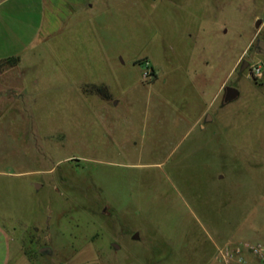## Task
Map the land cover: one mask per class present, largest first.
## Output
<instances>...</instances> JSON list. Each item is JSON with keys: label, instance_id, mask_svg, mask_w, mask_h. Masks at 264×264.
<instances>
[{"label": "rangeland", "instance_id": "obj_1", "mask_svg": "<svg viewBox=\"0 0 264 264\" xmlns=\"http://www.w3.org/2000/svg\"><path fill=\"white\" fill-rule=\"evenodd\" d=\"M259 40L264 0H93L14 69L0 63V172L19 174L0 177V222L14 255L220 264L225 242L264 241ZM227 86L240 90L231 103Z\"/></svg>", "mask_w": 264, "mask_h": 264}, {"label": "crops", "instance_id": "obj_2", "mask_svg": "<svg viewBox=\"0 0 264 264\" xmlns=\"http://www.w3.org/2000/svg\"><path fill=\"white\" fill-rule=\"evenodd\" d=\"M92 1L0 0V63L12 58L21 61L30 50L63 31L78 13L91 7ZM207 112L208 108L198 121ZM17 175L0 172V177L16 178ZM20 258L17 253L14 255L9 229L0 222V264H29Z\"/></svg>", "mask_w": 264, "mask_h": 264}, {"label": "built area", "instance_id": "obj_3", "mask_svg": "<svg viewBox=\"0 0 264 264\" xmlns=\"http://www.w3.org/2000/svg\"><path fill=\"white\" fill-rule=\"evenodd\" d=\"M144 67L143 79L154 78L155 71L149 61L144 63ZM260 71V68L254 69L255 74ZM217 251L220 264H264V241H227Z\"/></svg>", "mask_w": 264, "mask_h": 264}, {"label": "water", "instance_id": "obj_4", "mask_svg": "<svg viewBox=\"0 0 264 264\" xmlns=\"http://www.w3.org/2000/svg\"><path fill=\"white\" fill-rule=\"evenodd\" d=\"M261 24H262V21L261 20L258 21L257 24H256V28L259 29ZM258 47L262 50V52H264V40H259L258 41ZM239 96H240V90L238 88H236L234 86H227L226 87V93H225V98H224L225 103H231V102L237 100ZM209 118H210V116H209ZM36 187H37V189H39L41 187V185L37 184ZM138 238H139V234L136 233L135 236H134V239H138ZM114 246L117 249L119 248V246L117 244H115ZM41 252L42 253L51 252V249L46 247V248H43L41 250Z\"/></svg>", "mask_w": 264, "mask_h": 264}, {"label": "trees", "instance_id": "obj_5", "mask_svg": "<svg viewBox=\"0 0 264 264\" xmlns=\"http://www.w3.org/2000/svg\"><path fill=\"white\" fill-rule=\"evenodd\" d=\"M20 61L19 58H12L9 59L8 61H6L5 63H7L10 66H17L18 62ZM148 60H144V61H138V63H145ZM88 91H90L91 93H96L99 94L100 96H102L103 98H110L109 92L107 91V88L104 86H93L90 87V89H88Z\"/></svg>", "mask_w": 264, "mask_h": 264}, {"label": "flooded vegetation", "instance_id": "obj_6", "mask_svg": "<svg viewBox=\"0 0 264 264\" xmlns=\"http://www.w3.org/2000/svg\"><path fill=\"white\" fill-rule=\"evenodd\" d=\"M261 50V49H260ZM249 66V62L248 61H244L243 65H242V69L241 70H245L247 69V67Z\"/></svg>", "mask_w": 264, "mask_h": 264}]
</instances>
